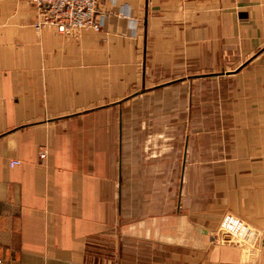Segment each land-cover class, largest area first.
Returning <instances> with one entry per match:
<instances>
[{
  "label": "crops",
  "instance_id": "crops-1",
  "mask_svg": "<svg viewBox=\"0 0 264 264\" xmlns=\"http://www.w3.org/2000/svg\"><path fill=\"white\" fill-rule=\"evenodd\" d=\"M100 13L0 22L3 264H264V0Z\"/></svg>",
  "mask_w": 264,
  "mask_h": 264
},
{
  "label": "built area",
  "instance_id": "built-area-1",
  "mask_svg": "<svg viewBox=\"0 0 264 264\" xmlns=\"http://www.w3.org/2000/svg\"><path fill=\"white\" fill-rule=\"evenodd\" d=\"M37 4L45 23L59 32L68 33L81 29L106 31L108 17L101 16L102 0H32ZM44 154L41 158H44ZM14 162L12 165H18ZM0 264L3 261L0 259Z\"/></svg>",
  "mask_w": 264,
  "mask_h": 264
},
{
  "label": "rangeland",
  "instance_id": "rangeland-1",
  "mask_svg": "<svg viewBox=\"0 0 264 264\" xmlns=\"http://www.w3.org/2000/svg\"><path fill=\"white\" fill-rule=\"evenodd\" d=\"M16 21H22L26 27L29 26L31 30L42 37H48L49 34L44 32L52 30L56 31V34L62 38H77L81 32L87 30L81 29L68 33L59 32L54 26L45 23L42 12L32 0H0V22L12 24ZM88 30L96 31L93 29ZM28 31L25 30V32ZM26 36H29V34H26ZM49 48L48 45H42L43 52H48Z\"/></svg>",
  "mask_w": 264,
  "mask_h": 264
}]
</instances>
